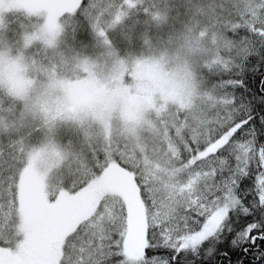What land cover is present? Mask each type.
<instances>
[{"label":"rangeland","instance_id":"rangeland-1","mask_svg":"<svg viewBox=\"0 0 264 264\" xmlns=\"http://www.w3.org/2000/svg\"><path fill=\"white\" fill-rule=\"evenodd\" d=\"M78 1L42 0L30 8V0H0V85L17 104L14 111L0 113V160L18 172L9 182L16 190L13 211L8 198L10 211L0 214V238L10 234L5 245L0 242V264H32L40 226L59 234L49 264H68L63 248L76 229L68 222L78 215V206L82 213L75 221L94 216L97 229L106 228L117 190L100 188L106 177L95 174L73 191L83 169L98 168L102 155L109 168L117 167L120 157L152 162L155 173L164 170L161 155L177 153L171 129L188 127L183 114L199 109L206 94L203 69L218 57V35L187 30L166 32L165 40L153 42L149 31L138 44L141 49L132 51L131 42L114 33L121 15L110 19L108 29L100 28V35L87 30L74 9L63 17L62 7L71 2L74 8ZM150 18L160 26L165 19ZM83 40L85 48L79 45ZM236 204L230 197L219 205L182 246L195 247L213 235ZM128 238L122 243L126 261L141 264L135 246L140 237L135 243Z\"/></svg>","mask_w":264,"mask_h":264},{"label":"trees","instance_id":"trees-1","mask_svg":"<svg viewBox=\"0 0 264 264\" xmlns=\"http://www.w3.org/2000/svg\"><path fill=\"white\" fill-rule=\"evenodd\" d=\"M30 1V8L42 4V0ZM70 3L62 7V16L75 11L87 23L86 29L99 30L98 35L100 28L108 29L113 16L121 15L114 33L131 42L132 51H139V42L149 36L152 42L162 41L164 33L182 30L218 35L220 43L217 59L203 69L201 85L206 94L199 109L183 114L188 127L183 122L178 130L171 129L177 153L161 155L159 165L164 170L155 173L152 162L148 166L137 158L120 157L117 167L109 168L102 155L98 168L83 169L73 191L81 190L95 174L98 178L104 174L107 185L99 187L108 191L113 185L118 196L103 230L97 229L94 214L75 221L82 213L78 206V215L68 222L75 223L76 229L65 241L69 242L63 248L66 262L130 264L122 247L127 236L132 243L140 237L135 246L142 253L141 264H238L242 260L255 264L254 252L244 254L231 241L246 225L264 223V0H79L74 8ZM154 14L163 15L162 26L150 18ZM142 28L147 31L138 36ZM79 45L85 48L87 41ZM16 105L0 85V113L14 111ZM2 161L0 203L4 211L0 214L4 216L10 211L5 204L8 198H12L13 211L16 190L9 182L18 172ZM230 197L237 204L217 231L195 247L182 246V240L201 230ZM3 231L5 235L6 228ZM9 237L0 238L1 244Z\"/></svg>","mask_w":264,"mask_h":264},{"label":"snow or ice","instance_id":"snow-or-ice-1","mask_svg":"<svg viewBox=\"0 0 264 264\" xmlns=\"http://www.w3.org/2000/svg\"><path fill=\"white\" fill-rule=\"evenodd\" d=\"M245 214L251 215V212ZM231 246L244 254L254 252L253 260L255 264H264V223L254 221L252 224L246 225L233 238ZM225 255L228 254L225 253ZM238 264H245V261H239Z\"/></svg>","mask_w":264,"mask_h":264},{"label":"flooded vegetation","instance_id":"flooded-vegetation-1","mask_svg":"<svg viewBox=\"0 0 264 264\" xmlns=\"http://www.w3.org/2000/svg\"><path fill=\"white\" fill-rule=\"evenodd\" d=\"M38 235L39 240L32 248V264H36L37 260L39 261V258H41L42 261L44 259L46 264H49L51 258H53L54 247L59 234H57V230L54 228L45 229L44 226H40L38 228ZM43 262H40V264H43Z\"/></svg>","mask_w":264,"mask_h":264}]
</instances>
